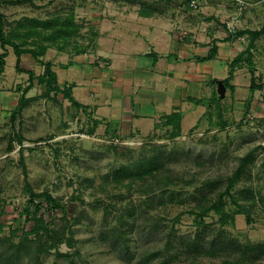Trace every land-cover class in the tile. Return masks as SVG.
Here are the masks:
<instances>
[{
	"label": "rangeland",
	"instance_id": "obj_1",
	"mask_svg": "<svg viewBox=\"0 0 264 264\" xmlns=\"http://www.w3.org/2000/svg\"><path fill=\"white\" fill-rule=\"evenodd\" d=\"M7 1L0 0L5 33L17 34L16 41L27 47L47 46L40 59L53 62V51L74 56L95 48L97 21L106 14L108 0ZM166 1L153 5L184 12L180 1L189 0ZM69 15L79 28L68 38L46 40L55 29L21 24L27 18ZM6 48L0 76V255L34 226L32 215L26 220L23 213L29 207L28 181L35 192L47 191L63 204L64 211L47 205L43 210L47 228L62 242L54 244L45 236L41 245L49 242L54 246L50 252L38 253V246L34 254L23 250L16 264H264V38L252 52V66L246 61L237 66L236 91L226 86L219 91L210 82L200 96L210 101L208 106L194 101L183 112L188 117L168 124L171 115L164 116L146 134L132 137L96 129L88 112L77 110L62 94L45 96L46 87L38 80L26 94L22 113L12 120L29 75L16 70L13 48ZM3 51L0 46V55ZM22 67L35 76L44 71L27 54ZM17 133L25 139L22 145ZM116 138L120 143L112 144ZM252 150L254 160L232 191L245 210L226 197L221 213L211 212L200 224L192 211L217 201ZM145 163L155 168L139 175ZM118 239L129 247L123 258Z\"/></svg>",
	"mask_w": 264,
	"mask_h": 264
},
{
	"label": "crops",
	"instance_id": "obj_2",
	"mask_svg": "<svg viewBox=\"0 0 264 264\" xmlns=\"http://www.w3.org/2000/svg\"><path fill=\"white\" fill-rule=\"evenodd\" d=\"M164 1L108 0L107 15L97 21L94 49L74 56L53 51L58 86L70 89L85 107L75 108L99 122L96 129L132 137L146 134L164 116L188 117L183 112L201 99L210 82L225 89L230 63L249 45V34L236 36L227 23L234 18L237 32L264 25V0H244L242 13L236 0H199L195 12L186 9L191 0L180 1L184 12L154 7ZM212 51L214 56L205 59ZM237 73L231 81L235 91Z\"/></svg>",
	"mask_w": 264,
	"mask_h": 264
},
{
	"label": "trees",
	"instance_id": "obj_3",
	"mask_svg": "<svg viewBox=\"0 0 264 264\" xmlns=\"http://www.w3.org/2000/svg\"><path fill=\"white\" fill-rule=\"evenodd\" d=\"M8 3H17L18 1H7ZM3 13L0 12V46L4 50L3 53L0 55V76L5 71L6 66V58L9 55V52L7 50V46H10L13 48L14 54L17 57L16 60V70L20 73H27L29 75V85L22 91V96L19 100L17 108L12 113V120L16 119V116L21 114L25 104L27 102L26 94L33 88V83L35 80H38V82L42 85H45L46 92L44 93L45 96L49 97L53 94L55 96L56 94H62L64 98L68 99L71 104L78 108V109H85V107L78 103L71 95L69 88L61 89L58 86L57 81V75L55 71L52 69L53 65L51 61H43L40 59V57H43L46 54V51L48 49L47 46L41 45L39 48L34 47H27L25 42H17L15 38L18 37V35H7L5 33V20H4ZM30 23L32 27H42L46 29H55L53 34L46 37V40L54 39L56 36L62 35L65 38H68L72 36L73 34L78 32L79 25L74 22L73 15H69L65 17L64 19L60 18H50L46 20H38V19H32L27 18L24 22L21 24ZM244 34H249V45L247 46L246 50L242 53H240L231 63L229 66V77L223 81V84L230 88L231 90H234V86L231 85V81L234 79V73L235 69L238 65H240L243 61L248 62V65L252 66L253 64V51L254 43L255 41L261 37L264 34V25L263 27L258 31H238L235 33L236 36H243ZM83 52V51H80ZM24 54L31 55L35 60H37L40 64L44 66V71L40 76H35L33 71L25 70L22 67V56ZM215 51H212L205 59H210L214 56ZM256 88V80L251 79V89ZM213 101V100H212ZM198 105L206 104L209 105L208 100L199 99L195 101ZM180 119V115L178 113L172 114L169 119L167 120L168 124L176 123ZM94 127H97L99 125L98 121H95ZM178 126V125H177ZM17 140L20 145L24 142V137L17 133L16 135ZM13 148L12 143H9L8 150L11 151ZM262 148V147H261ZM254 160V150L250 151L245 157L242 158L241 163L237 170L234 173L233 178L230 180L228 186L224 191H222L219 194V197L217 201L213 202L210 205H207L203 207L199 212H194L196 214L198 220H200V224H204L205 218L211 213H221L222 211V205L226 197L231 198L234 205L238 208H243L242 211L245 210V208L240 205L232 191L235 188V185L241 180L243 173L247 166L252 163ZM21 163L23 167V172L25 179L27 181V169L26 165L24 163L23 156L21 157ZM155 168L151 163H145L140 167V170L138 172L139 175L144 174V172L147 169ZM128 171V170H127ZM129 173V171H128ZM118 175V174H117ZM116 175V176H117ZM120 175V174H119ZM26 189L29 193V207L26 206L23 210L24 215L26 216V220L29 219L30 215H32V219L34 220V226L30 231H24L22 240L19 243H11V247L9 249H4L1 251V257L0 260L2 264L8 263V264H16L20 260L21 253L24 250L27 254L35 253V248L38 253L41 252H50L51 249L54 247L51 244L45 243V248L42 244H44L45 241H43L44 237L47 236L50 241H54V244L59 245L62 240L59 239V237H56L54 234H51V231L46 226V219L43 214V210L45 209V205L52 207L55 210H62L64 211V206L62 203L58 202L49 192L43 191L41 193H37L33 190L31 184L27 181L26 182ZM38 200H41L38 202ZM34 207L33 210H31V207ZM247 222H251L250 219L247 220ZM123 233V232H122ZM14 234V233H12ZM124 234V233H123ZM30 235H35L36 240L29 239ZM10 240V239H9ZM25 240V241H24ZM27 241V242H26ZM72 238L69 239L68 244L71 245ZM121 242V243H120ZM120 243V244H119ZM48 244V245H47ZM123 244V245H122ZM117 251L120 253L119 257H124L123 252L128 251V244L127 242L121 241L120 239L117 240L116 244ZM123 246V247H122ZM256 250H261V246H258L255 248Z\"/></svg>",
	"mask_w": 264,
	"mask_h": 264
},
{
	"label": "built area",
	"instance_id": "obj_4",
	"mask_svg": "<svg viewBox=\"0 0 264 264\" xmlns=\"http://www.w3.org/2000/svg\"><path fill=\"white\" fill-rule=\"evenodd\" d=\"M236 1H239V0H236ZM238 4H239L240 7H242V6H243V8L246 7V6H245V3H242V2L239 3V2H238ZM199 5H200L199 0H192V1L189 3V6L192 7L193 9H198V8H199ZM227 25H228V27H229V31H230L231 33H235V30H234L233 26H232V25H229V23H228ZM111 143H112V144H118V143H120V140H119L118 138H116V139L112 140Z\"/></svg>",
	"mask_w": 264,
	"mask_h": 264
}]
</instances>
